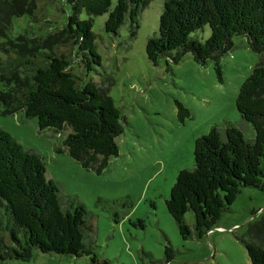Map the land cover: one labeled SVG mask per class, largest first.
Masks as SVG:
<instances>
[{"label": "trees", "instance_id": "trees-1", "mask_svg": "<svg viewBox=\"0 0 264 264\" xmlns=\"http://www.w3.org/2000/svg\"><path fill=\"white\" fill-rule=\"evenodd\" d=\"M58 1L68 14L64 33L74 53L57 51L49 33L33 36L27 29L10 33L16 15L31 13L35 0H0V113L20 111L24 118H35L40 130L69 127L55 149L62 152L67 147L84 167L100 173L119 154L117 137L125 129V115L107 90L86 77L102 59L96 48L94 16L107 14L105 29L114 34L128 19L134 34L146 0ZM206 25L211 28L206 39L193 35ZM236 36H245L253 51L264 52V0H164L158 33L148 38L146 51L154 64L164 57L179 62L188 52L203 65L214 60L223 81L221 57L233 48ZM76 51L85 65L82 76L71 66ZM176 105L180 121L191 117L181 100ZM236 106L252 124L254 137L248 138L228 118L223 126L212 124L195 140V165L180 169L166 199L183 239L193 236L187 212L194 213L196 235L202 238L218 226L243 187L264 190V59L242 83ZM96 204L118 221L114 205L129 208L133 201L129 195L99 197ZM88 212L76 197L65 203L59 186L48 178L41 155L0 126V263L29 260L38 251L92 254L96 262V253L85 242L92 227ZM246 247L252 264H264V244L250 240ZM173 251L168 241L167 261Z\"/></svg>", "mask_w": 264, "mask_h": 264}, {"label": "rangeland", "instance_id": "rangeland-1", "mask_svg": "<svg viewBox=\"0 0 264 264\" xmlns=\"http://www.w3.org/2000/svg\"><path fill=\"white\" fill-rule=\"evenodd\" d=\"M145 2L134 34L128 19L114 34L105 29L107 14L94 16L96 48L102 59L86 77L107 90L125 115V129L117 137L119 154L110 158L103 172L84 167L65 146L62 152L55 149L62 145L69 127L40 130L35 118H24L20 111L0 113V126L41 155L47 176L59 186L63 201L76 197L88 208L87 221L92 227L85 242L92 246L97 261H92V254L38 251L29 260L13 258L0 264H252L246 242L264 244V190L243 187L218 226L202 238L196 235L195 215L189 211L186 219L193 236L183 239L166 204L180 169L195 165L196 138L212 124L223 126L228 118L248 138L254 137V128L241 117L236 98L244 80L264 59V52L253 51L245 36L234 37L233 48L221 57L223 81L214 60L203 65L191 52L179 62L164 57L154 64L146 44L158 33L164 0ZM31 9V13L16 15L10 33L26 29L33 36L49 33L57 51L74 53L64 33L68 14L62 3L35 0ZM210 33L206 25L193 35L206 39ZM75 54L71 66L82 76L85 65L81 53ZM177 99L192 113L183 122L178 118ZM127 195L133 201L131 207L114 205L120 214L118 221L96 204L99 197L112 200ZM168 241L174 247L169 261L165 256Z\"/></svg>", "mask_w": 264, "mask_h": 264}]
</instances>
